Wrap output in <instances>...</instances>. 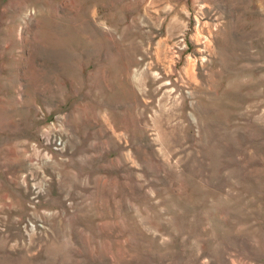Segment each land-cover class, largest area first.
Instances as JSON below:
<instances>
[{
  "label": "rangeland",
  "instance_id": "1",
  "mask_svg": "<svg viewBox=\"0 0 264 264\" xmlns=\"http://www.w3.org/2000/svg\"><path fill=\"white\" fill-rule=\"evenodd\" d=\"M0 264H264V0H0Z\"/></svg>",
  "mask_w": 264,
  "mask_h": 264
}]
</instances>
